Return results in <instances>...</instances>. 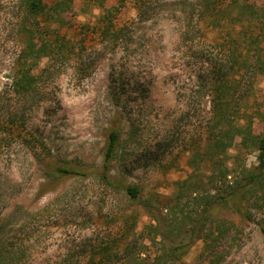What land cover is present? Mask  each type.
Returning a JSON list of instances; mask_svg holds the SVG:
<instances>
[{
  "label": "rangeland",
  "instance_id": "rangeland-1",
  "mask_svg": "<svg viewBox=\"0 0 264 264\" xmlns=\"http://www.w3.org/2000/svg\"><path fill=\"white\" fill-rule=\"evenodd\" d=\"M70 2L64 21L50 24L70 43L64 54L51 53L38 60L33 70L36 85L31 95L24 96L12 86L26 48L21 35L24 5L22 0H0V218L13 216L17 237L29 250L24 264H62L68 252L86 239L88 246L123 230V216L129 217L126 228L136 224L139 243L142 239L149 243L146 237L154 235L151 226L158 224L156 218L164 223L165 217L173 218L174 209L196 216L202 208L197 188L208 182L213 171L212 162L198 155L209 109L208 98L200 90L218 47L188 42L176 0H161L148 22L140 25L132 51L126 54L122 48L113 50L97 34L87 33V24H96L107 9L117 10L122 21L137 18L133 4ZM218 37L223 40L224 32ZM124 63L130 86L139 80L141 84L121 113L112 94ZM255 91L248 103L250 112L264 109L262 76ZM117 113L123 114L122 135L112 174L122 184L140 187L139 200L111 188L99 174L110 120ZM262 128L256 124L255 131ZM31 137L43 145L34 147L27 141ZM229 155L230 161L239 155V166L258 165V152L244 150L240 139ZM62 161L85 175L53 182L50 173ZM256 216L264 225V203ZM239 227L240 241L225 244L218 264H264L259 226L244 222ZM190 235L171 236L167 242L189 243ZM11 236L7 238L12 240ZM202 246L201 240L193 242L185 264L195 263ZM148 251L154 256L157 248L152 245Z\"/></svg>",
  "mask_w": 264,
  "mask_h": 264
},
{
  "label": "trees",
  "instance_id": "trees-1",
  "mask_svg": "<svg viewBox=\"0 0 264 264\" xmlns=\"http://www.w3.org/2000/svg\"><path fill=\"white\" fill-rule=\"evenodd\" d=\"M102 6V0H96ZM123 7L133 4L137 18L120 20L117 10L107 9L96 24H87V33L97 34L100 41L122 48L130 54L136 42V33L141 24L147 23L152 8L161 0H118ZM24 19L21 35L26 48L18 60L13 79V89L18 95H31L37 76L33 73L38 60L45 56L64 54L70 40L59 34L52 23L63 22V13L71 8L70 0H22ZM182 20L184 38L191 44L204 41L218 47V55L208 64V73L201 86V96L208 98V111L202 128L198 155L212 162V176L206 184L198 186L197 200L202 206L196 216L186 215L174 209L173 218L151 226L154 235L139 243L136 224L126 228L128 216H123L124 229L103 240H94L87 246V239L80 248L70 250L62 264H185L184 257L194 241L201 240L202 250L194 264H218L225 244L238 243L241 238V223H255L264 237V225L257 219L256 211L264 203V109L249 111V99L256 95L257 79L264 78V4L258 0H176ZM120 11V10H119ZM224 32L223 40L218 34ZM127 65L120 64L116 81L117 91L112 102L121 113L126 110L129 97L136 94L138 82H132ZM251 74V75H250ZM135 85V86H134ZM137 85V86H136ZM2 95H0V100ZM123 115V114H122ZM119 113L110 120L109 139L106 147L101 179L111 188L124 191L132 200H139L141 188L122 184L112 174L111 163L116 147L121 140L122 119ZM24 126L25 122H21ZM262 124V131H255ZM12 125H18L16 121ZM29 138L34 147L43 141ZM240 139L247 152H258V165L246 168L238 165L239 155L230 161L229 151ZM82 176L85 172L67 161L56 164L50 173L53 182L66 177ZM210 187V188H209ZM212 191H215L212 193ZM178 208H181L178 205ZM177 212L182 217L176 216ZM234 217L235 221L228 216ZM12 215L0 218V264H24L28 248L17 237ZM237 221V222H236ZM126 228V229H125ZM191 234L190 242L168 244L171 236ZM12 240L7 238L10 235ZM156 246L154 256L148 251Z\"/></svg>",
  "mask_w": 264,
  "mask_h": 264
}]
</instances>
